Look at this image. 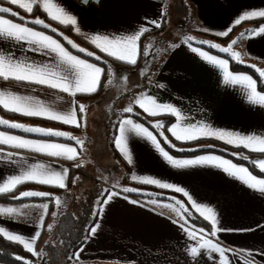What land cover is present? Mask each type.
Here are the masks:
<instances>
[{"label": "snow or ice", "instance_id": "obj_1", "mask_svg": "<svg viewBox=\"0 0 264 264\" xmlns=\"http://www.w3.org/2000/svg\"><path fill=\"white\" fill-rule=\"evenodd\" d=\"M92 2L99 4L100 0H92ZM7 3L17 6L28 14H33L36 9L42 10L51 21L57 22L64 27H70L76 35L85 39L101 53L129 65H136L140 56H150V50L153 46L151 43L147 45L142 44L144 34L149 32L151 28L159 29L162 28L163 23H167L166 13L162 11L159 18H145V24L131 32L115 34L97 30L93 34L85 32L82 29L78 23V17L66 5H63L60 0H7ZM80 3L87 5L89 0H80ZM6 16L10 18H5ZM254 18H264V10H245L226 29L215 31L213 34L217 37H228L235 26L240 25L242 21ZM17 19L19 22H14ZM37 25L42 26L44 30L57 34L78 53H83L86 57H94L95 61H101V56L95 55L94 52L88 51L84 47H80L69 36L46 23L45 19L36 17L32 20H26L25 17L20 16L13 8L0 6V80L46 86L75 98L77 94L97 93L102 86V78L105 76L113 77L112 66L106 60L102 61L105 67H101L95 62H89L87 58H81L80 55L73 54L68 47H65V43H61L60 39L54 38V35L46 34L44 30H37L35 27ZM201 30L205 32L211 31L208 28ZM253 33L257 35L264 34V26H260L259 32H257V29L246 30L224 47L220 44L211 43L208 40H201L199 43L201 45L208 44L210 48L228 53L236 63H243L242 54L234 51L233 48L245 36L252 38ZM193 39L195 38L186 36L183 43L188 45L190 50L196 53L203 61L218 68L221 71L223 83L240 90L239 94L246 104L264 108V91L258 90L259 85H264V70H260L256 65H249V67H252L258 73L255 79L252 75L248 74H234L229 69V59L218 58L216 55L209 54L208 51L192 47L189 42ZM14 45L20 46L23 56L12 51L11 46ZM179 46V44H173L170 47L175 49ZM29 53L38 55L43 59L38 61L35 56H30ZM149 71L150 69L148 68H141L139 74L147 78ZM116 79H127V77L121 74ZM113 82V78L107 80L108 85L113 84ZM158 86L164 87L165 85L161 84ZM56 99L63 100V97L58 96ZM67 103L69 107L60 110L45 103L36 96L22 95L12 91L10 88L0 89V107L6 112L26 117H39L61 122L64 125L80 127L86 122L87 106L75 99ZM136 106L149 117L167 115L174 117L176 122L172 123L171 121L161 120L152 123V130H149V127H146L144 123L134 122V119L129 115L121 118L114 124L113 127L117 129L118 134L112 137V143L129 165L134 166V157L129 147L130 140L132 137H139L150 143L172 168H215L264 196V178H257L248 166L215 154L197 155L194 158H175L165 150V147L161 145V140L158 139L160 137L165 144L175 148V145L165 135L166 128V131L177 141L188 142L203 138H213L227 145H232L234 148H243L252 153L264 154V131L243 133L238 130L221 129L203 120H196L185 116L182 114L181 108L174 106L172 103L158 102L157 97L144 92H141L132 103L124 107L123 113L134 114L138 117L140 111L134 112V107ZM167 124H170V126L166 127ZM0 126H5L8 129H19L24 133L39 134L41 137H44L43 139H30L22 135L0 131V146H7L15 150L6 151L4 147H0V167H3L5 170V175L0 176V194L14 193L18 186L27 182L49 185L59 189L67 188L68 168L60 166L59 169H56L50 163H30L19 150H27L53 158L75 161L78 157L77 148L69 146L66 143L56 142L53 138H67L69 141H74L81 150L84 147V140L65 131H57L40 126H26L22 123L12 122L3 118H0ZM207 147L211 148L212 146L208 145ZM177 151L194 152L196 149L178 148ZM232 155L237 156L238 153L233 152ZM239 158L243 161L249 160L247 155H240ZM84 163V161H80L79 164H74L73 167H83ZM251 164L261 175H264V158L259 160L253 159L251 160ZM105 179L107 178L105 177ZM77 180H79V177L71 182L76 183ZM131 180L182 194L191 205V208L210 224L208 230L191 224L192 212L183 200L175 196L166 198L171 201L170 203L159 204L160 207L170 209L175 214L176 219H173L172 223L178 224L188 240L194 242L191 245H186L184 251L186 256L195 261L196 264H199L201 256L210 259L212 264H264V248L255 250L230 248L227 245H222L218 238L221 232L243 233L256 231L258 228H264V224H258L255 228L225 229L221 227V221L215 208L198 202L191 194L190 189L185 186L166 182L162 178L150 175H138L135 172L131 174ZM122 191L124 193H132L139 190L134 187H123ZM119 195L120 193L111 191L110 189L103 190L101 193V197L103 198H98L96 201L99 207L92 213L96 219L86 229L85 242L97 234L100 228V214ZM35 197L47 198V200L53 202L57 207L62 205L61 197L53 196L49 192L35 190H26L20 192L19 195H12L11 200L19 201L24 198ZM124 199L127 200L128 197L125 196ZM130 203L141 204V201L132 199ZM150 203L158 205V200L152 199ZM28 208L42 210L38 214L39 224L35 225L36 230L31 236L16 234L14 230H9L6 226H0V235L7 241L22 245L27 253L34 257L43 258L45 264H47V254L43 253L42 250L37 251L36 244L41 237L42 230L45 228V217L49 212V203L23 204L21 207H10L0 204V218L9 217L18 219L21 216H27L28 213L23 210ZM160 214L162 215V213ZM51 215L56 216L57 213L53 211ZM52 227L53 225L51 224L47 225L48 229ZM48 243L51 244L52 242L49 241ZM82 251L83 248L81 247L72 256H69L68 259L79 261ZM15 259L21 261L22 264H33L32 260L19 255ZM131 264H136V262L133 261Z\"/></svg>", "mask_w": 264, "mask_h": 264}, {"label": "crops", "instance_id": "obj_2", "mask_svg": "<svg viewBox=\"0 0 264 264\" xmlns=\"http://www.w3.org/2000/svg\"><path fill=\"white\" fill-rule=\"evenodd\" d=\"M60 2L66 5L67 8L78 17V23L85 32L95 34L97 30H100L120 34L131 32L139 26L144 25L145 18H159L162 11H165L170 0H101L99 4L89 2L87 5L81 4L80 0H60ZM185 2L188 7V18L191 21L193 30V36L191 37L195 38L193 40H195L196 43L199 42L196 39V34H199L207 38L211 43H222L223 45L221 46L223 47L224 45H228L231 40L236 39L246 30L257 29V32H259L260 26H264L263 21L259 26L254 27V24L250 22L251 20H264V18H254L242 21L240 25L235 26L228 37H217L213 34L215 31L226 29L233 23L234 19L238 18L245 10H264V0H185ZM29 17L32 20V16ZM14 22L19 21L16 20ZM203 28H208L211 31H202L201 29ZM36 29L41 30L39 28ZM46 34L50 33L46 32ZM154 35L155 34L149 36V42H153L151 44L153 46L152 51H158L160 53L162 47L159 46L158 48H154V41L156 40ZM67 36L77 45L89 51V49L81 44L74 36ZM54 38L60 39L56 36H54ZM184 38L185 37L179 38V40L173 43L179 44V47L173 49L168 46L164 53L161 52L163 54L162 57L159 58L158 56L157 58V61L160 59V63L156 62L154 68L150 70L151 74L147 76L144 86L137 87L133 97L136 98L141 92L150 94L157 97L158 102L172 103L174 106L181 108L182 114L185 116L196 120H203L221 129L238 130L243 133L264 131V108L246 104L239 94L240 90L231 85L224 84L221 71L203 61L196 53H193L189 46L183 43ZM60 40L61 43H65L62 39ZM146 40L145 42L147 45L149 42ZM189 43L192 47L208 51L209 54L216 55L218 58L227 59L224 56L211 52L205 47L192 43V41ZM169 44L170 46L173 45L171 43ZM205 45L209 46L208 44ZM236 46L242 50L246 57L244 63L256 66L263 65L262 70H264V34L257 35L253 33L252 38L245 36ZM65 47L69 48L66 43ZM11 48L13 52L23 56L19 45L11 46ZM69 50L72 51L73 54H77L70 48ZM29 55L35 56L38 61L43 59L33 53H29ZM80 57L85 58L82 55H80ZM138 60H140V58ZM89 62L93 61L89 60ZM98 66L101 65L98 64ZM229 69L234 74H248L246 72L232 70L230 61ZM121 81L122 80L119 79L118 84L113 82V84L108 85L107 93L109 94L113 91V96H120L124 89V83ZM161 84L165 86L159 87L158 85ZM8 88L22 95L36 96L45 103L60 110L69 107L67 102L75 99L79 103H83L87 106L86 116H88V109L91 107L88 100L92 98V94L89 96L91 98L86 97V95L90 94H77L75 98H72L67 94L61 93L55 89H50L46 86L0 80V89ZM258 90H260L259 87ZM58 96L63 97V100H57L56 97ZM137 107L138 106L134 107V109ZM12 114L15 116L9 115L0 107V118L22 123L26 126H40L57 131H65L78 138H83L81 134L64 128V126L70 128L79 127L64 125L61 122L50 121L39 117H26L20 114ZM129 115L134 119V122L144 123L136 116L125 113H123L120 119ZM167 117V115L150 117V124H144L146 127H149V130H152V123L161 120L166 121ZM120 119L117 121L114 120L113 123L111 121L110 124L109 131L115 130L116 135L118 131L113 125ZM171 122H176L174 117ZM85 123L82 126H84ZM0 131H7L11 134L22 135L30 139L44 138L39 134L24 133L19 129L3 130L0 128ZM165 135L168 137L169 141L175 145L176 150L178 148L198 149L204 147L205 144L197 141L213 139L203 138L188 142L177 141L166 131V128ZM53 139L56 142L66 143L69 146L76 147L78 153L77 159L75 161H68L62 158L49 157L45 154L32 153L27 150L19 151L30 163H50L51 166L56 169H59L60 166L68 168L67 188L61 189L65 192L68 189L71 170L69 164L64 161H68L72 165L84 161V166L88 162L84 158L85 155H83L84 148L81 150L75 142L71 143L60 141L57 138ZM158 139L161 140V145L165 147V150L175 158H194L197 155L215 154L231 159L233 162H237L227 155L211 151L194 155L174 154L164 145L163 139L160 137H158ZM0 147H4L6 151H15L7 146ZM107 147L109 148L108 144ZM129 147L134 157V166L129 165L114 146L117 152V155H115L116 162L114 168L109 170L110 172H107L109 175L113 174L122 179L124 182L123 187H134L139 190L137 192H142L141 189L135 186V184L140 182L131 180V174L133 172L138 175H150L162 178L166 182L185 186L190 189L191 194L198 202L213 206L218 213L222 228L247 229L255 228L258 224H264V196L228 177L222 171L210 167L187 169L172 168L150 143L139 137H132ZM256 157V160L262 159L264 158V154L257 153ZM253 174L256 175L257 178H264L262 175ZM3 175H5V170L3 167H0V176ZM25 184L41 185L35 182H27ZM36 185L26 190L45 191L53 196L61 197V200L65 199L64 197L66 195H61L55 191L50 192L45 189L43 190L38 186L36 187ZM110 190L118 192L120 195L100 214V228L94 237L81 246L83 251L80 253L79 261L75 260L76 264H131L133 261H135L136 264H196L195 261H192L186 256L184 251L186 245H191L194 242L188 240L178 224L172 223V220L176 219L175 214L170 209L159 206V204L170 203V200L147 195L138 196L135 195V192L124 193L121 188H110ZM167 191L173 192L172 190ZM176 194L179 195V197L176 198L183 200L185 204L191 208V205L182 194ZM125 196L128 197L127 200L124 199ZM132 199L141 201V204L130 203ZM152 199L158 200V205H152L150 203ZM30 203L40 204L45 202L32 201ZM0 204L10 207H21L20 205L7 202H0ZM30 209L34 210L36 213L34 215L36 217L38 216L36 221L3 217L0 218V226H6L7 229L14 230L16 234L31 236L36 230L35 225L39 224L38 214L42 210ZM192 210L195 212L194 209ZM160 213H162V215ZM50 218L51 213L48 212L45 217V228L42 230L41 237L36 244L37 251L42 250L44 252L45 250L46 245L40 246V244L44 238L46 225ZM56 220L57 215L54 217L55 223ZM218 238L222 245H227L230 248L252 250L264 248V228H258L256 231L243 233L221 232ZM199 264H212V261L201 256L199 258Z\"/></svg>", "mask_w": 264, "mask_h": 264}, {"label": "trees", "instance_id": "obj_3", "mask_svg": "<svg viewBox=\"0 0 264 264\" xmlns=\"http://www.w3.org/2000/svg\"><path fill=\"white\" fill-rule=\"evenodd\" d=\"M169 4L170 5L168 7H166V9L164 11V13H166L167 23H163L162 28L151 29L149 32L145 33L144 37L142 38V44L143 45H146V42H145L146 39H147L146 41L149 42V40H150L149 36L152 34H155V35L167 34V32L169 31L170 19L173 20V16L178 15L177 19H178L179 24H182L184 21L189 20L188 10H187L188 7H187L185 0H171V2H169ZM0 6H6V7L13 8L14 11L18 12L20 16L25 17L26 20H30V19H27V18H30L29 16H32V19L36 18V17L45 19L46 23H49L52 27L57 28L59 32H63L64 34L66 33V35L74 36L76 39H78L81 42V44L86 46L89 49V51L94 52L95 55L101 56V61H99V62L95 61L94 57H86L85 54L78 53L75 49H72L68 45L71 50H73L77 54H80V55L84 56L85 58L101 65L102 67H105V65L102 63V61L106 60L108 62V64H110L112 66V68L121 67L127 71L129 70L130 72L128 74H130L131 75L130 77H132V78H136V76L139 75L141 68H148V69L152 70L154 68L156 62H157L159 52L158 51L153 52L152 48L150 50V56L149 57L140 56V60H138V63L136 65H129L125 62L117 61L114 58L108 57L106 54L101 53L98 49H96L93 45H91L86 40L76 36L70 27H64V26L59 25L57 22L51 21L47 17L46 13H43L42 10H40V9H36L33 14H28V13L24 12L23 10L19 9L17 6L10 5L9 3H7V0H0ZM168 9L170 10V12ZM6 17H9V16H6ZM17 21H18V19H17ZM263 21L264 20L257 19V20H251L250 22L254 24V27H257ZM35 27L39 28L41 30H44V29H42V26L37 25ZM44 31H46V32H48V33H50L56 37H59L57 34H53L49 30H44ZM59 38L62 39L61 37H59ZM169 40H170V36H169ZM194 41L195 40H192V43H195L196 45L205 47V48L209 49L211 52L216 53V54L221 55V56H224L227 59H229L232 70L238 71V72H246V73L252 75L253 78H257L258 73L255 71V69H253L252 67H249V65H252V64H248V63H244V62L243 63H236L229 56L228 53L220 52L214 48H210L209 46H207L205 44L201 45V44H199V42L196 43ZM165 46L166 45H164L163 48ZM144 50H146V49H144ZM149 74H151L150 71H149L148 75ZM142 77H144V76L139 77V83L141 81L145 80V77L143 79H142ZM108 79H109V77H107V76L103 77L102 78V86L99 88L98 92L92 94V96H91V94L86 95V97L91 96L92 98H98V97H102L103 95H105L107 93V89H108V84H107ZM258 85H259V81H258ZM259 88H260V90L264 91V85H259ZM91 97H89V98H91ZM135 111H140V115L137 117L140 121H142L146 124H150L151 118L147 114L143 113L142 110H139L138 107L134 109V112ZM7 113L9 115L15 116L12 113H9V112H7ZM131 115L135 116L134 114H131ZM172 120H173V117L168 116L166 118V121H172ZM110 124H111V121L109 122V126H110ZM82 125L79 128H70V127H66V126H64V128L69 129L72 132H75L77 134H82V130L84 127ZM167 126H169V124H167ZM0 128H2L3 130H8L7 128H5L3 126H0ZM104 135H105V133H104ZM106 135H107L106 140H103V141L100 140V143H95V146L93 148L96 150L97 155H100V156H101V154L106 155V153H107L106 149H108V151H109V149H111L113 151L114 155H117V152L114 149V144L112 143V137L114 135H116L115 130L109 131V132L107 131ZM57 139H59L60 141H64V142H71V143L74 142V141H69L66 138H57ZM197 142L204 143L205 146L196 149V151H194V152L193 151L180 152V151H177L176 148H172V147L168 146L163 141L164 145L170 151H172L174 154L194 155V154H198V153H202V152H209V151L221 153V154H224V155L231 157L232 159L236 160L237 162H240V163L247 165L253 171V173H255L257 175H261L259 173V171L255 168H253V166L251 164V160L257 158L256 157L257 153L249 152L248 150H245L243 148H234L233 146L227 145L224 142H221V141L216 140V139H204V140H199ZM107 144H108L109 148L107 147ZM208 145H211L212 147L209 148V147H207ZM233 152L238 153V155L233 156L232 155ZM240 155H247L249 157V160H247V161L240 160V158H239ZM92 158L95 161H97L99 159L95 155ZM64 162L69 164V167L71 170V174H70V178H69V182H68V189L65 192L59 188H53V187H49V186L34 184V185H36V187L38 186L39 188H41L43 190L45 189V190H48L50 192L55 191V192L60 193L61 195H66V197H68L67 205H65V207H63V205H61L59 207L60 211H59V214L57 216V220H56L54 231H53L52 238H51L52 243L51 244L48 243L45 246V250L43 252V253L47 254V264H76L74 259L69 260L68 257L72 256L73 253L76 252L85 243L84 237L87 235L86 229L88 227H90L92 222L96 219V217H94L92 215V213L99 207L97 205L96 201L98 198H103V197H101V193L103 192L104 187H103V185L101 187V184L99 185L96 181H94L95 176L92 174V172L90 170L85 169L86 168L85 166L80 167V168H76V167H73V165L70 164V162H68V161H64ZM262 176H264V175H262ZM77 177H79V180H77L76 183H72L71 181L76 179ZM34 185L33 184H23V185L19 186L14 193L6 194V195L0 194V202H7L10 204H20V203L29 202V201L30 202L42 201L45 203L46 202L49 203V210H50L49 212L50 213L55 211L57 206H55L53 202L47 200V198L35 197V198H24L23 200H19V201H12L11 200L12 195H19L20 192H23L26 189L31 188ZM135 186L142 190V192H135V195H138V196L147 195V196H151V197H158L161 199H166V198L172 197V196L179 197V195L174 193V192H170V191L168 192L167 190L159 189L156 186L145 185V184H140V183L135 184ZM80 187H83V190H81L79 192L78 188H80ZM78 192L80 195H78ZM65 203H66V201H65ZM189 210L192 212V217L190 220V222L192 224H194L195 226H198V227H203L206 230H208L210 228V224L208 222H206L203 218H201L191 208H189ZM17 255L32 260L33 264H45V261L43 258L31 256V254L27 253L24 250L22 245H19L15 242L7 241L2 235H0V263L22 264L21 261H18L15 259V257Z\"/></svg>", "mask_w": 264, "mask_h": 264}, {"label": "rangeland", "instance_id": "obj_4", "mask_svg": "<svg viewBox=\"0 0 264 264\" xmlns=\"http://www.w3.org/2000/svg\"><path fill=\"white\" fill-rule=\"evenodd\" d=\"M171 2V0H170ZM171 4V3H170ZM168 4L167 7L170 5ZM169 10V9H168ZM170 12V10H169ZM178 15L173 16V20L170 19L169 23V31L167 34L164 35H154V38L156 40L154 41L155 45L154 48H158L159 46L162 47L161 52H165V50L170 47V44H173L175 41L179 40V38L186 37V36H193V30L191 26V21L186 20L182 24L178 23ZM30 19V18H27ZM31 20V19H30ZM174 26V27H173ZM176 26V27H175ZM170 34V35H169ZM197 35V40H208L204 36H200L199 34ZM170 36V40H169ZM209 41V40H208ZM196 42V41H194ZM153 42H151L152 44ZM229 44V43H228ZM166 45L164 48L163 46ZM220 45H223L220 43ZM227 46V45H224ZM223 46V47H224ZM234 51H238L242 54L243 61H246V57L242 50H240L236 45L233 48ZM154 52V51H153ZM158 53L159 58L162 57V53ZM157 63H160V59H158ZM260 70L263 69V65L258 66ZM113 69V78L114 82L118 84L119 79H116V77L121 76L123 74L124 77H127V79H120L122 80L121 82L124 83V89L123 93L120 96H113V91L111 93H106L102 97H98L97 99H90L89 104L90 108L88 109V116L87 117V122L85 123L81 137L82 140L85 141L84 143V152L83 155L85 160L88 162L85 165V169H88L92 172V174L95 176L94 181H96L99 185L101 184V187L103 185L104 190L109 189V188H121L123 189V180L118 178L116 175H109L107 172H110L109 170L114 168L115 165V155L111 149H106L107 153L97 155L96 150L93 148L95 146V143H100V140H106L107 135L106 132L110 130L109 122L115 120L117 121L122 117L123 115V108L128 106L130 103L134 101V91L137 89V87H143L147 78H145L144 81H141L142 83L139 84V77L141 76L140 74L136 76V78L130 77L131 75L128 74L130 71L125 70L124 68L121 67H114ZM150 75V74H149ZM132 78V79H131ZM144 77H142L143 79ZM126 80V81H125ZM108 92V91H107ZM94 119V120H93ZM93 120V121H92ZM96 125V126H95ZM112 128V127H111ZM105 133V135H104ZM103 147V146H102ZM98 157L99 159L95 161L92 157L93 156ZM92 161V162H91ZM122 166V165H121ZM92 175V176H93ZM105 177L107 179H105ZM79 192L83 190V187L78 188ZM78 192V195H80ZM65 199L62 200V205L65 207L67 205L68 197H64ZM66 201V203H65ZM70 201V200H69ZM35 202V201H33ZM29 202H24L20 203L17 205L22 206L23 204H29ZM31 204V203H30ZM60 207V206H59ZM59 207L56 208L55 212L57 213V216L59 214ZM28 213L27 216H21L19 217L20 219L28 220V221H36L38 219V216L36 217L34 214V210L32 209H26L23 210ZM50 211V210H49ZM52 213V212H51ZM54 217L51 215V218L49 220L48 224L53 225L51 229L47 228L45 229V235L44 238L41 241V245H47L49 241H51L52 238V232L54 231L55 227V222H54ZM39 251V250H38ZM39 258V257H38Z\"/></svg>", "mask_w": 264, "mask_h": 264}, {"label": "water", "instance_id": "obj_5", "mask_svg": "<svg viewBox=\"0 0 264 264\" xmlns=\"http://www.w3.org/2000/svg\"><path fill=\"white\" fill-rule=\"evenodd\" d=\"M92 1V0H91ZM101 1V0H100ZM89 2H90V0H89ZM94 3V2H93Z\"/></svg>", "mask_w": 264, "mask_h": 264}, {"label": "bare ground", "instance_id": "obj_6", "mask_svg": "<svg viewBox=\"0 0 264 264\" xmlns=\"http://www.w3.org/2000/svg\"><path fill=\"white\" fill-rule=\"evenodd\" d=\"M90 2H92V1L90 0Z\"/></svg>", "mask_w": 264, "mask_h": 264}]
</instances>
